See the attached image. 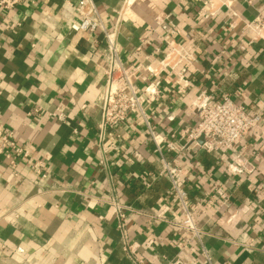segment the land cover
<instances>
[{
	"label": "crops",
	"instance_id": "0c3cea01",
	"mask_svg": "<svg viewBox=\"0 0 264 264\" xmlns=\"http://www.w3.org/2000/svg\"><path fill=\"white\" fill-rule=\"evenodd\" d=\"M80 1L0 8V128L29 152L15 168L0 157V264H208L204 252L212 264H264V38L247 28L264 24V0H92L104 31L116 30L121 58L155 71L136 84L154 133L178 139L165 157L180 171L200 242L177 227L183 209L155 176L161 164L139 117L107 134L103 145L116 150L100 151L103 35L70 31L81 18L67 5ZM167 21L178 33L163 32ZM176 49L188 59L158 71ZM224 96L257 125L234 151L181 152L194 102ZM56 109L64 122L50 116Z\"/></svg>",
	"mask_w": 264,
	"mask_h": 264
},
{
	"label": "built area",
	"instance_id": "2783aa9c",
	"mask_svg": "<svg viewBox=\"0 0 264 264\" xmlns=\"http://www.w3.org/2000/svg\"><path fill=\"white\" fill-rule=\"evenodd\" d=\"M21 1L0 0V8L3 10H11ZM126 1L128 2V0ZM67 6V11L70 9L74 10L81 18L78 23H69L71 32L94 33L99 31L103 35L104 45L101 52V62L103 66L104 87L98 136V145L102 155L104 156L109 151L116 150L114 143L108 147L103 145L107 134L126 122L128 116L133 115L139 117L146 124L148 134L154 145V153L158 155L161 164V171L155 176L166 177L168 179L171 189L183 209V220L177 224V227L189 233L191 239L200 242L202 232L194 224L192 214L189 211L187 192L180 182V171L165 157L166 154L175 153L178 139L175 135L161 136L154 133L147 122L139 87L136 84V81L143 75L145 70H149L152 75H155V71L147 67L145 68L143 63L138 61L129 63L121 58L117 49L116 30L111 33L104 31V27L98 17L92 0H81L75 7ZM252 25L264 30V24L259 19H256L248 25L247 28H251ZM161 29L168 36L178 33V29L170 21L162 24ZM137 51L143 52L141 47H138ZM179 57L181 60L188 59L186 54H181ZM148 59V55H145L144 60L147 61ZM183 73L184 70H182L181 75ZM182 79V76L180 79L177 77L179 81ZM152 86L153 83H150L144 91L153 94V91H151ZM194 107L197 112L194 125L185 131V136H179L181 140H184L183 144L180 145L181 152L188 151L192 146L198 149L214 147L224 152L234 151L242 139L259 121L258 117H250L247 115L244 108L235 103L230 97L224 96L216 103H211L210 98L206 97L200 102H194ZM36 112L34 111L33 113ZM50 116L59 122H64L65 120L61 109H56ZM0 157L8 161L15 168L16 157L28 158L29 152L17 144L12 132L4 131L0 128ZM31 169L40 178L45 177L41 163H35ZM116 209L117 229L121 236L123 250L127 252L130 250L131 245L125 229V215L121 212L120 206L116 205ZM179 245L181 246V244ZM204 258L208 264H212L206 252H204ZM140 263L139 261L138 264ZM169 264H179V261H174Z\"/></svg>",
	"mask_w": 264,
	"mask_h": 264
},
{
	"label": "bare ground",
	"instance_id": "6f19581e",
	"mask_svg": "<svg viewBox=\"0 0 264 264\" xmlns=\"http://www.w3.org/2000/svg\"><path fill=\"white\" fill-rule=\"evenodd\" d=\"M264 27V26H263ZM252 31L255 33V37L264 38V30L260 27L253 26ZM179 51L176 49L175 51L169 53L166 59L160 64L158 71L163 69L164 67H173L179 58ZM157 73V71H156ZM159 73V72H158Z\"/></svg>",
	"mask_w": 264,
	"mask_h": 264
},
{
	"label": "rangeland",
	"instance_id": "374dc122",
	"mask_svg": "<svg viewBox=\"0 0 264 264\" xmlns=\"http://www.w3.org/2000/svg\"><path fill=\"white\" fill-rule=\"evenodd\" d=\"M252 28H253V25L251 26V28H249V30L254 34V36H256L255 33L252 31Z\"/></svg>",
	"mask_w": 264,
	"mask_h": 264
}]
</instances>
